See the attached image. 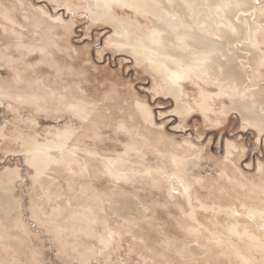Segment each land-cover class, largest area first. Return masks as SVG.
<instances>
[{
    "label": "rangeland",
    "instance_id": "1",
    "mask_svg": "<svg viewBox=\"0 0 264 264\" xmlns=\"http://www.w3.org/2000/svg\"><path fill=\"white\" fill-rule=\"evenodd\" d=\"M250 1L253 8L242 14L240 25L262 29L258 51L264 53V0ZM89 10L84 0H0V226L21 246L13 250L16 259L27 264H239L237 248L254 264H264V252L254 251L246 237L229 234L234 221L202 209L217 205L240 211L238 199L264 205V131L235 110L221 116L230 99L220 97L214 83L192 76L182 81L180 96V104L191 110L177 113L175 99L160 90L156 73L115 49L114 27L93 20ZM113 14L152 29L150 17L128 7L114 5ZM243 43L233 46L239 56L235 62L244 85L257 82L264 98V67L254 80L252 55L242 50ZM202 96L212 109L207 118L197 108ZM138 104L150 111L151 122L138 116ZM261 108L264 115V100ZM62 139L75 152L71 161L36 173L26 150ZM227 142L237 146L234 166L225 160ZM180 155L192 188L188 202L168 190L156 171H170L171 157ZM109 160L122 163L129 177L111 178L103 168ZM124 196L145 207L143 218L128 222L113 213L110 207ZM58 207L64 214L51 226L47 219ZM81 210L97 218L95 236L81 224L72 232L69 213ZM237 220L239 233L246 225L263 240L264 228ZM56 224L59 240L52 229ZM174 240L209 253L181 259L163 249ZM72 241L74 249L67 246ZM10 260L0 248V264Z\"/></svg>",
    "mask_w": 264,
    "mask_h": 264
},
{
    "label": "bare ground",
    "instance_id": "2",
    "mask_svg": "<svg viewBox=\"0 0 264 264\" xmlns=\"http://www.w3.org/2000/svg\"><path fill=\"white\" fill-rule=\"evenodd\" d=\"M84 1L90 9V15L93 20L105 21L114 27L115 36L111 39L113 47L117 50L124 49L125 52L134 57L135 61L141 64L143 62L146 63L156 73L162 81V84L159 85L160 90L170 94L175 99L177 113H180L184 108L188 111L191 110L190 107L180 104V96L182 93V81H188L192 76L204 83L210 82L209 85L214 83L218 87L220 97L225 95L230 99L231 106L222 108L219 112L221 116H225L230 111L235 110L240 113L248 124L255 127L258 131H264V115L261 114L263 111L261 108L264 100L263 95L256 88L257 82L250 87L244 85L243 73L237 62H235L239 56L235 52L237 51L235 47L233 48L235 43L244 42L245 48L242 50L247 51L248 54L250 53L252 55L250 61L254 62L251 64L252 78L259 80L261 78L259 68L264 67V53L259 52L257 33L262 29L256 27L248 29L246 26L242 28L240 25L243 22L242 20H244L242 14L249 12L253 8L250 0ZM114 5L128 7L136 14L150 17L151 19L148 18V20L152 21V29L141 27L139 24L125 19L116 18V15L114 16L113 14ZM206 98L207 96H202L201 102L197 103L198 110L205 118L212 112L207 102L209 100ZM137 112L144 122H151L150 111L144 105L138 104ZM236 147L230 142H227L225 146V160L232 165L234 164L232 158L236 154ZM74 153L73 150L66 149L65 141L62 139V141H58V144H31L26 150V160L37 173L50 165L56 166L69 162ZM185 165L182 155L172 156L170 171H156H158L159 180L168 185V190L175 191L188 202L192 188L185 175ZM103 168L115 180L119 181L129 177L122 163L117 160H109L103 163ZM236 169L239 170L238 168ZM115 196H119V194ZM126 198L128 197L124 196V198L118 199L117 205L110 207L113 213L128 222L143 218L142 213L145 207L133 199ZM238 201H240V211L234 210L230 206L221 207L217 205L200 208L203 210L210 209L215 213H224L232 220L231 222L234 221L228 228L231 236H235L238 239H241V236L246 237L254 251L264 252V238L262 240L257 237L246 225L242 227V233H239L241 226L237 220L238 217H243L249 219L260 229L264 228V205L257 206L253 202L246 201V199H238ZM38 213H43L41 208H38ZM63 214L64 211L61 207L53 209L47 219V223L52 226L54 224L53 221L58 220ZM69 214L72 232L80 228L78 224H81L86 228L87 235L95 236L92 226L97 221V218L92 213L81 210L78 212L73 211ZM194 215L190 216L194 217ZM52 229L56 233L55 237L59 240L61 238L60 227L56 224ZM97 239L103 245H107L109 242L107 237L99 236ZM68 245H71L72 249L75 248V242L73 241ZM20 247L16 238L7 237L0 226V248L10 257V264H27L26 260L21 262L14 255L13 250L20 249ZM163 249L168 250V252H174L181 259L186 255L198 257V255L201 256L202 254L207 256V253H209L208 249L197 247L193 248L194 250L189 249L175 240L166 242ZM234 252L237 255L239 264H254L252 258L247 257L237 248L234 249Z\"/></svg>",
    "mask_w": 264,
    "mask_h": 264
}]
</instances>
